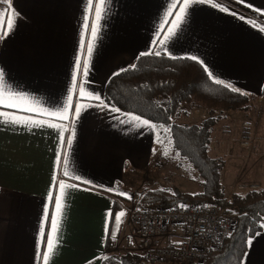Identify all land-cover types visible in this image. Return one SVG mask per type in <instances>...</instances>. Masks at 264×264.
Returning <instances> with one entry per match:
<instances>
[{
	"label": "crops",
	"instance_id": "obj_1",
	"mask_svg": "<svg viewBox=\"0 0 264 264\" xmlns=\"http://www.w3.org/2000/svg\"><path fill=\"white\" fill-rule=\"evenodd\" d=\"M98 3L0 0V31L14 14L0 39V73L7 90L28 98L15 101L17 108L0 107V264H45L49 235L55 246L47 264H101L110 234L122 243L129 237L127 249L135 242L127 207L138 201L137 186L157 184L152 169L160 128L105 103L104 94L107 82L140 56L192 59L213 81L249 97L244 112L214 111L220 121L209 155L224 161L220 181L228 197L257 186L253 171L246 183L237 180L248 162L237 158L233 140L235 128L264 106V0H105L97 19ZM185 3L186 15L174 24ZM12 114L22 123L8 122ZM30 120L43 125L23 123ZM252 134L254 155L264 153V137L253 128ZM61 181L74 187L63 190L57 212ZM259 233L243 264H264ZM179 241L178 230L164 243Z\"/></svg>",
	"mask_w": 264,
	"mask_h": 264
},
{
	"label": "trees",
	"instance_id": "obj_2",
	"mask_svg": "<svg viewBox=\"0 0 264 264\" xmlns=\"http://www.w3.org/2000/svg\"><path fill=\"white\" fill-rule=\"evenodd\" d=\"M104 101L155 127L166 128L173 149L191 164L202 180V191L197 194L172 193L165 188L142 191L138 207L155 206L164 201L169 205L208 204L223 208L235 218V229L221 251L195 264H241L247 250L246 241L264 231V186L260 190L233 192L226 197L220 181L224 161L212 158L209 146L212 130L220 121L214 111L244 112L249 108V97L213 81L192 59L152 53L138 57L132 67L112 77L105 86ZM182 104H197L208 111V116L195 125L177 124L175 119ZM112 239L110 234L106 249ZM145 259L146 256L136 252L106 253L101 264H142Z\"/></svg>",
	"mask_w": 264,
	"mask_h": 264
},
{
	"label": "built area",
	"instance_id": "obj_3",
	"mask_svg": "<svg viewBox=\"0 0 264 264\" xmlns=\"http://www.w3.org/2000/svg\"><path fill=\"white\" fill-rule=\"evenodd\" d=\"M223 133H229L227 127L223 128ZM252 137V125L242 122L239 147L251 149ZM257 188L250 186L251 190ZM130 222V235L137 240V251L147 257L142 264H151L152 260L171 264L201 263L209 254L222 250L236 224L235 218L221 207L187 203L169 205L164 201L155 206L136 207L130 212ZM178 230L180 241L177 245L164 243ZM113 244L114 239L110 240L108 250Z\"/></svg>",
	"mask_w": 264,
	"mask_h": 264
},
{
	"label": "rangeland",
	"instance_id": "obj_4",
	"mask_svg": "<svg viewBox=\"0 0 264 264\" xmlns=\"http://www.w3.org/2000/svg\"><path fill=\"white\" fill-rule=\"evenodd\" d=\"M180 109V113L175 119V123L181 124V125H195L200 123L204 118V112H206V109L203 107H200L197 104H182ZM197 108H199L197 110ZM255 113H250V118H247V122H249L252 125V128L255 130H258V136L264 137V106H257L255 108ZM246 122V121H245ZM242 123V122H241ZM231 127V126H230ZM229 127V128H230ZM240 124L235 128L237 131H239ZM233 130V128H232ZM222 131V129H221ZM231 133V132H230ZM235 144V152H237V158L244 157L242 159L247 160V164L244 165V163L241 164V166L238 169L237 172V180H240V182L246 183V180H248L249 175L251 172H254L253 179L257 182V189L260 190L264 186V178L260 177V168L263 166L264 163V153H258L254 155L255 150V139L254 136L252 137V147L249 150L242 149L238 145V136L236 139L233 140ZM237 144V145H236ZM240 149H238V148ZM155 151L156 157H154V164H153V174L155 175L154 181L157 182V184H146L144 186L139 185L137 186L138 189H141L142 191H146L148 189L154 190L157 188H165L171 191L172 193H189V194H197L202 191V184H201V178L199 177L198 173L193 169L191 164L186 160L182 159L177 151L173 149L172 142L169 136L168 131L166 128L162 127L157 135L156 142H155ZM244 153V154H243ZM243 154V155H242ZM155 156V155H154ZM221 159V157L219 158ZM243 160V162H244ZM261 164V165H260ZM253 167V169L251 168ZM262 176V175H261ZM148 178V175H145V177H141L142 182H144V179ZM262 180V183L260 182ZM160 184V186H159ZM251 190V189H247ZM141 191V192H142ZM226 197H228V194H225ZM138 201L134 200L131 202L132 204L127 207V216L126 218L130 220V212L134 210L136 207H138ZM262 226H264V219L262 220ZM131 237V236H130ZM128 238L125 237V241L122 243V241L118 239L115 240V244H113L108 250V253H114V254H123L126 252H136L138 248L137 241L132 239L131 242L129 241V249H127V243ZM135 249V250H134ZM139 252V251H137ZM140 254V252L138 253ZM151 264H171V263H165L162 261H156V263H153L151 261ZM177 264V263H172Z\"/></svg>",
	"mask_w": 264,
	"mask_h": 264
},
{
	"label": "snow or ice",
	"instance_id": "obj_5",
	"mask_svg": "<svg viewBox=\"0 0 264 264\" xmlns=\"http://www.w3.org/2000/svg\"><path fill=\"white\" fill-rule=\"evenodd\" d=\"M105 4V0H99V3L96 5V16L97 19H99L100 14H101V8L104 6ZM188 5L187 3H185L184 5L181 6L180 12L177 13V20L174 21L173 23H177L178 21L182 20L184 18V16L186 15V9H187ZM13 19H14V14L10 15L8 20H7V29L0 31V39H3L4 36L7 35L8 30L11 29L12 27V23H13ZM3 24V20H0V25ZM91 30H92V34L93 36L96 35L97 29H96V25L95 23L92 24L91 26ZM92 45L91 43H89L88 45V50L89 52L91 51ZM84 67H87V62H84ZM218 83H220L218 81ZM227 87V85H226ZM234 91H236V89H233ZM98 99V97H97ZM28 98L25 96H22L18 93H14L12 91H9L5 88L4 86V81H3V73H0V107H5V108H17V103L15 101H20V102H27ZM19 110V109H18ZM26 111H33V109L28 108V109H24ZM67 111V109H65V112ZM77 112H78V107H77ZM47 115L49 117L52 118H56V119H60V120H64L67 119L68 117L64 114V113H56V112H48ZM139 119V118H136ZM12 124H19L22 123V121L16 117L14 114L11 115V119L8 121ZM25 124L27 123H31L33 126L35 125H43L42 121L39 120H30V121H25L23 122ZM145 125H148L147 121L143 122ZM49 126H53L55 127V124H51ZM68 143H71V141L69 140ZM65 175H67V173H65ZM67 187H74L73 185H66L63 181L59 182V188L61 189V194L58 196H55V202H56V207H57V212H59L62 208V195H63V190ZM123 213H120L116 219L119 220L120 216H122ZM52 229L53 231H55L58 228V221L56 219V217H52ZM264 227V226H262ZM256 235H260V233H256ZM247 246L250 248L253 245V239L250 238L246 241ZM54 242L53 239L51 237V235H49L48 237V241H47V251H45L43 253V258L45 261V264H47V261L49 259L50 254H52L53 250H54ZM241 264H243V261H241Z\"/></svg>",
	"mask_w": 264,
	"mask_h": 264
}]
</instances>
